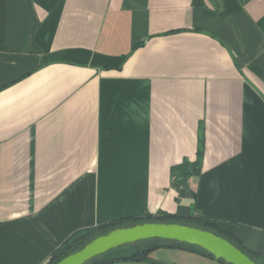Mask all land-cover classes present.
Segmentation results:
<instances>
[{"label": "crops", "instance_id": "obj_1", "mask_svg": "<svg viewBox=\"0 0 264 264\" xmlns=\"http://www.w3.org/2000/svg\"><path fill=\"white\" fill-rule=\"evenodd\" d=\"M202 1L0 0V264L193 208L264 264V0Z\"/></svg>", "mask_w": 264, "mask_h": 264}, {"label": "trees", "instance_id": "obj_2", "mask_svg": "<svg viewBox=\"0 0 264 264\" xmlns=\"http://www.w3.org/2000/svg\"><path fill=\"white\" fill-rule=\"evenodd\" d=\"M196 5L201 7L204 6V3L202 0H196ZM202 155L203 149L200 146L198 152V165L201 161ZM194 212L195 209L193 208L192 213L188 216L171 215L164 212H161L157 215H140L136 217L120 219L108 224H102L94 228L79 230L66 239V241H64L51 254L45 264H58L62 259L79 251L93 239L97 238L98 236L105 235L114 229L130 227L136 224L144 223H178L213 232L216 235L221 236L233 243L258 264H262L260 257L250 249L246 248L233 234L224 230L215 221L194 215ZM162 248L184 250L216 260L213 255L197 246L173 241L152 239L140 241L135 244L126 245L109 251L108 253L91 260L87 264H113L116 262H150L152 264H160L151 259V254L154 251ZM216 261H218L220 264H227L223 260Z\"/></svg>", "mask_w": 264, "mask_h": 264}, {"label": "water", "instance_id": "obj_3", "mask_svg": "<svg viewBox=\"0 0 264 264\" xmlns=\"http://www.w3.org/2000/svg\"><path fill=\"white\" fill-rule=\"evenodd\" d=\"M152 239L197 246L227 264H258L227 239L210 231L178 223H144L114 229L93 239L58 264H87L109 251Z\"/></svg>", "mask_w": 264, "mask_h": 264}]
</instances>
